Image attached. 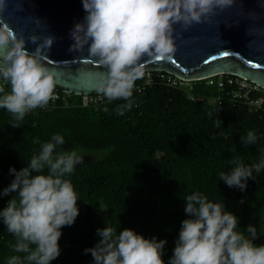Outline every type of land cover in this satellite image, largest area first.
<instances>
[{
    "label": "trees",
    "instance_id": "16d2710c",
    "mask_svg": "<svg viewBox=\"0 0 264 264\" xmlns=\"http://www.w3.org/2000/svg\"><path fill=\"white\" fill-rule=\"evenodd\" d=\"M144 78L145 72L136 81L135 103L124 115L116 108L125 101L108 103L99 93L91 95L102 101L87 105L81 94H66V101L27 113L15 128L9 124L11 114L0 109V191L14 178L9 168L21 169L39 151L37 139L44 143L59 133L65 139L63 150H77L84 157L69 177L80 199L79 215L62 229L61 254L52 264H93L84 249L99 240L101 214L117 231L128 228L145 238L166 239L162 258L167 264L181 221L187 218L185 198L193 192L225 203L238 216L240 229L252 223L259 236L254 243L264 244V170L254 173L255 181L249 180L244 192L219 181V173L231 171L233 161L250 165L264 155V99L255 110L227 99L212 101L218 89L204 80L193 85L194 99L156 79L138 91ZM217 119L222 121L219 128ZM249 130L258 139L245 147L240 139ZM12 195L0 197V209ZM242 198L244 204L239 203ZM14 243L0 222V264L25 255L12 250Z\"/></svg>",
    "mask_w": 264,
    "mask_h": 264
},
{
    "label": "clouds",
    "instance_id": "9594fccd",
    "mask_svg": "<svg viewBox=\"0 0 264 264\" xmlns=\"http://www.w3.org/2000/svg\"><path fill=\"white\" fill-rule=\"evenodd\" d=\"M234 3L82 0L85 16L70 31L73 43L69 51H86L106 70L97 92L108 103L125 101L116 108L118 115H124L133 107L136 81L144 75L142 57L168 56L174 51L175 24L187 29ZM7 8L8 0H0V17ZM53 39L51 35L43 41L38 35L27 39L14 36L7 23L0 24V48L4 50L0 57V109L11 114L9 124L14 128L22 125L27 113L46 107L53 97L55 80L42 63V53L51 48ZM29 41L36 45L31 52L26 48ZM221 123L220 119L214 121L217 128ZM257 139L256 132L249 130L240 140L246 147ZM34 143L40 144L39 151L21 169L9 168L14 178L0 191V197L15 193L0 209V222L15 237L12 250L25 254L11 256L7 264H52L61 254L62 229L72 226L79 215L80 199L69 177L84 157L77 150H63L65 139L59 133L47 142L37 139ZM233 163L231 171L219 173V181L244 192L248 181H255L254 173L264 170V155L259 163ZM184 212L187 218L181 221L167 264H264V244L254 243L259 238L257 227L249 223L241 230L238 216L227 210L225 203L193 192L185 198ZM96 234L99 240L95 246L84 249L85 254H91L93 264H165L166 239L145 238L128 228L117 231L107 224Z\"/></svg>",
    "mask_w": 264,
    "mask_h": 264
},
{
    "label": "water",
    "instance_id": "95a60500",
    "mask_svg": "<svg viewBox=\"0 0 264 264\" xmlns=\"http://www.w3.org/2000/svg\"><path fill=\"white\" fill-rule=\"evenodd\" d=\"M262 5L264 0H235L231 7L218 9L205 22L187 29L175 24L174 51L168 56L142 57L143 72L159 70L187 79L228 73L264 89ZM84 16L82 0H8L0 24L7 23L14 36L23 35L25 39L29 35H38L41 41L47 35L54 38L51 48L42 53V63L53 75L56 89L98 93L97 86L106 70L86 51H69L73 43L70 31ZM35 47L30 41L26 43L29 52ZM224 50L230 53L227 57ZM3 51L0 48V57Z\"/></svg>",
    "mask_w": 264,
    "mask_h": 264
},
{
    "label": "built area",
    "instance_id": "2783aa9c",
    "mask_svg": "<svg viewBox=\"0 0 264 264\" xmlns=\"http://www.w3.org/2000/svg\"><path fill=\"white\" fill-rule=\"evenodd\" d=\"M155 79L165 85L174 87L184 92L191 99H194L192 94L193 85L200 80H204L206 85H214L217 87L218 94L215 97L210 98L212 101L221 102L223 99H227L232 103H243L250 109L255 110L260 106L264 99V95L261 94L260 86L245 78L228 73H215L203 78L187 79L175 76L165 71L157 70V73L149 71L145 72L144 81L139 87H137V90L139 91L140 89H143L145 85L151 84ZM5 86L10 91V86ZM66 94H69V92L55 88L53 97L46 107L37 108L30 112L46 110L54 106L60 100L66 101ZM91 94L92 93L81 94L83 105L90 104L91 102L97 103L98 101H102L103 98L101 96L95 97Z\"/></svg>",
    "mask_w": 264,
    "mask_h": 264
},
{
    "label": "rangeland",
    "instance_id": "374dc122",
    "mask_svg": "<svg viewBox=\"0 0 264 264\" xmlns=\"http://www.w3.org/2000/svg\"><path fill=\"white\" fill-rule=\"evenodd\" d=\"M104 227H106V223H105V220H104V215L101 214L100 217L97 220L96 230L98 228H104Z\"/></svg>",
    "mask_w": 264,
    "mask_h": 264
},
{
    "label": "snow or ice",
    "instance_id": "6c2138e0",
    "mask_svg": "<svg viewBox=\"0 0 264 264\" xmlns=\"http://www.w3.org/2000/svg\"><path fill=\"white\" fill-rule=\"evenodd\" d=\"M240 7V6H239ZM261 7H264V5H262ZM230 53H229V51L228 50H224L223 51V55L225 56V57H227L228 55H229ZM216 57L215 56H213V59H215ZM205 62L207 63V60H205ZM253 67H260V65L259 64H253L252 65Z\"/></svg>",
    "mask_w": 264,
    "mask_h": 264
}]
</instances>
